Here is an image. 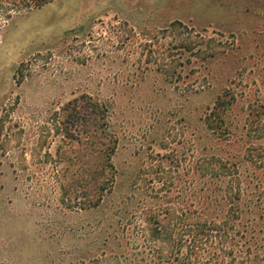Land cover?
<instances>
[{"label":"rangeland","instance_id":"374dc122","mask_svg":"<svg viewBox=\"0 0 264 264\" xmlns=\"http://www.w3.org/2000/svg\"><path fill=\"white\" fill-rule=\"evenodd\" d=\"M20 1L0 0V264H115L105 224L131 177L180 158L227 78L264 94V0ZM202 41L233 50L179 66ZM195 77L215 82L188 94ZM107 126L116 185L89 212Z\"/></svg>","mask_w":264,"mask_h":264},{"label":"trees","instance_id":"16d2710c","mask_svg":"<svg viewBox=\"0 0 264 264\" xmlns=\"http://www.w3.org/2000/svg\"><path fill=\"white\" fill-rule=\"evenodd\" d=\"M53 1L24 0L12 8L39 9ZM202 42L179 66L199 63L208 69L209 60H226L233 50L217 51L222 43ZM173 49L193 54L188 44ZM183 79L188 94L214 81ZM226 82L198 118L200 131L185 133L180 158L166 169L157 166L131 177L133 184L105 224L104 246L114 245L115 264H264V94L237 91V84ZM94 104L91 115L99 106ZM100 105L108 123L107 107ZM105 136L112 142L89 174V212L116 185L110 163L115 139L108 126Z\"/></svg>","mask_w":264,"mask_h":264}]
</instances>
